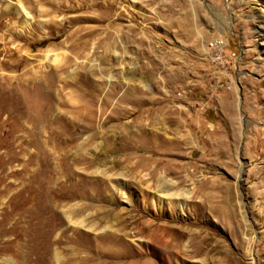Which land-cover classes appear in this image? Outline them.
Returning a JSON list of instances; mask_svg holds the SVG:
<instances>
[{
    "label": "rangeland",
    "instance_id": "rangeland-1",
    "mask_svg": "<svg viewBox=\"0 0 264 264\" xmlns=\"http://www.w3.org/2000/svg\"><path fill=\"white\" fill-rule=\"evenodd\" d=\"M0 219V264H264V0H0Z\"/></svg>",
    "mask_w": 264,
    "mask_h": 264
},
{
    "label": "bare ground",
    "instance_id": "bare-ground-1",
    "mask_svg": "<svg viewBox=\"0 0 264 264\" xmlns=\"http://www.w3.org/2000/svg\"><path fill=\"white\" fill-rule=\"evenodd\" d=\"M38 69H39V67L36 70L33 69V72H31L32 73L31 76H35L36 73L38 74V71H39ZM105 103H106V100L103 101V105ZM25 162H26V160H25ZM23 167H24V164H22V167H21L20 170H23ZM111 195L108 196L109 199H111ZM78 198H86L89 201L84 200V201H81V203H79L80 202L79 201L76 204H70V205L64 204L60 208L61 212L63 213L64 218L69 223V225L72 226V229L74 231H78L79 228H84V230H93L94 231L99 226H101V223H103V221H104V223H106L105 216H107L108 219H115V220H117L115 218L116 217V214L114 212H112V209L111 210L109 209V212H105L104 215H103V213L101 211H99V208L96 205V203L91 202V201L97 202V201L103 200V195H101L99 193V190L85 192V193L81 194ZM47 208L48 209H51V203L47 202V206H46V208L44 207V211H48ZM89 218H91V219H89ZM124 220L127 221V219H124ZM109 227H110V223H106L105 225H103L102 228L104 229V228H109ZM115 236H117V235H115ZM170 247H171V245H170ZM87 251H88V253H90L94 257H90L86 253H84L86 255H83L82 258H79V260L78 259L77 260L78 261H81V263H84V264H89L88 261L91 260V259H94L96 261L97 260H100L98 263H95V264H104V263H106L105 261H102L101 260V258L103 257V255L105 253V252H103L101 250V248L98 247V249H95V250H93V249H91V250L89 249L88 250L87 249ZM46 254H49V250H46ZM113 255H115V254H113ZM116 256H119V255H116ZM96 258H98V259H96ZM54 259H55L56 264H59L58 263L59 258H57L56 256H54ZM77 260H75V261H77ZM78 261H77V263H78Z\"/></svg>",
    "mask_w": 264,
    "mask_h": 264
},
{
    "label": "built area",
    "instance_id": "built-area-1",
    "mask_svg": "<svg viewBox=\"0 0 264 264\" xmlns=\"http://www.w3.org/2000/svg\"><path fill=\"white\" fill-rule=\"evenodd\" d=\"M229 44V40L219 34L216 37H213L212 43L207 44L208 52L211 56V64L215 66L217 64H224V68L227 66L228 62H231V65L236 69V61H241L240 56L236 55L234 51L227 52L226 48ZM235 83L233 76L230 74V81L224 86L225 90H229V87Z\"/></svg>",
    "mask_w": 264,
    "mask_h": 264
}]
</instances>
